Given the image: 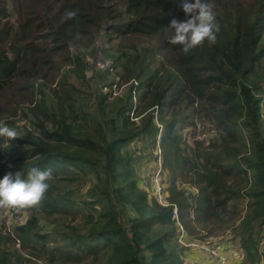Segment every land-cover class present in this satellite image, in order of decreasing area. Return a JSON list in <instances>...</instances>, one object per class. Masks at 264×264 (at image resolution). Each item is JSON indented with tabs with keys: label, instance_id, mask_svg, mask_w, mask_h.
<instances>
[{
	"label": "trees",
	"instance_id": "1",
	"mask_svg": "<svg viewBox=\"0 0 264 264\" xmlns=\"http://www.w3.org/2000/svg\"><path fill=\"white\" fill-rule=\"evenodd\" d=\"M212 2L216 41L185 51L167 39L170 19L185 18L181 0H0V118L25 120L20 136H0V175L53 172L24 222L0 213V264H183L174 205L189 238L231 229L244 262L258 264L264 0ZM100 38L112 70L88 59ZM195 118L214 133L188 141ZM160 126L168 205L128 148Z\"/></svg>",
	"mask_w": 264,
	"mask_h": 264
},
{
	"label": "clouds",
	"instance_id": "2",
	"mask_svg": "<svg viewBox=\"0 0 264 264\" xmlns=\"http://www.w3.org/2000/svg\"><path fill=\"white\" fill-rule=\"evenodd\" d=\"M185 18L173 16L168 22L171 32L167 39L182 45L187 51L207 40L212 43L217 39L220 25L212 0H181ZM74 16L75 11H69ZM104 61L103 58L97 60ZM99 66V63H98ZM133 112V111H132ZM0 136L10 140L20 136L16 127L0 123ZM53 175L52 169L31 166L26 176L19 171H8L0 175V206H25L37 204L49 187Z\"/></svg>",
	"mask_w": 264,
	"mask_h": 264
},
{
	"label": "built area",
	"instance_id": "3",
	"mask_svg": "<svg viewBox=\"0 0 264 264\" xmlns=\"http://www.w3.org/2000/svg\"><path fill=\"white\" fill-rule=\"evenodd\" d=\"M99 66L105 69H111L110 61H101ZM137 84V80H134ZM114 92L117 93V84H114ZM135 94V90H134ZM133 114V112H132ZM154 163L151 165V176L148 178H142L144 181V187L152 189V194H154L159 202L163 205L170 204L168 199L167 181L164 173V159L162 157V152L154 150ZM12 214H9V219L15 216L18 223L24 222L27 218V214H24V210L21 206H11ZM173 218L176 219V224L178 226V242L181 246L185 247L183 264H228L231 260L235 262L241 261L244 258V252L240 245L237 247L231 242L217 241V240H202L199 238L191 239L189 238L185 227L179 219L178 207L174 205ZM8 220V218H7ZM188 248H191V252H187ZM259 251L262 256L258 264H264V226L261 230V237L259 242Z\"/></svg>",
	"mask_w": 264,
	"mask_h": 264
},
{
	"label": "rangeland",
	"instance_id": "4",
	"mask_svg": "<svg viewBox=\"0 0 264 264\" xmlns=\"http://www.w3.org/2000/svg\"><path fill=\"white\" fill-rule=\"evenodd\" d=\"M103 41H105L104 38H100L99 41L96 43V50L94 52V55H89L90 50L88 51V59L89 60L92 59L94 62H96L97 66L99 63L97 60L102 58V55H101L102 53H101L99 48L102 46ZM103 75L105 77L109 76L108 73H106V71L103 72ZM99 86H101V84H99ZM107 88H109V87H106V86L103 87L104 90H108ZM120 93H117V94H120ZM5 110H6L5 114H7V106H5ZM20 110H21V108L19 109V111ZM19 111L15 115L14 118H19ZM155 120H156V118H155ZM195 120L197 121L198 119L195 118ZM24 121L25 120H22V121L20 120L16 123L15 126L12 125L13 127L17 128L18 133L20 131H22L21 126L24 124ZM3 122L6 123L7 120L5 118H0V123H3ZM188 127H189L188 131H184V136L187 138L188 141H193L194 139H200L201 136L204 134L205 135H211L214 133L213 130H208L209 123L201 122L199 120V121H197V131H195L196 132L195 133L196 138H193L192 132L189 134V131L194 129L195 126L190 125ZM161 133H162V127L160 126V130H159L155 140H153V138L151 136H149L148 134L143 133L138 138L133 140L132 143L128 144V148L132 149L135 152V154L138 155L136 165H137V172L140 174L141 178H148L152 174L150 168H151V165L154 163V158H155L154 150L155 149L158 152H159V150H161L162 157L164 159V148L160 142ZM8 143L9 142L4 143V146L5 145L7 146ZM12 166H13V164L10 161H8L7 166H6V170H10L11 168H13ZM164 169L165 170L163 172L164 173L163 175L166 178L167 186H168L169 185V170L166 166L164 167ZM141 183L144 185V181H142ZM61 186H63V184H61ZM64 186H66V185H64ZM191 186L192 185L187 184L186 188L188 190H190L189 188H191ZM193 189H195V188L193 187ZM148 190L150 191V193L152 192V189L150 187ZM246 204H247L246 199L239 200V206H240L242 214L245 211ZM0 213H1V219L3 221L5 220L4 222H6V224L10 225V227L13 226L14 224L18 223V220L15 219L14 215H13V218L9 219V214H12L11 206H1ZM25 213H26V211L24 212V214ZM7 218H8V220H7ZM204 231H206V230H203L202 233H206ZM191 239H194V238H191ZM203 240H212V241L217 240V241L231 242L236 247L238 245H240L238 238L235 236L233 230H231V229L223 230V229L217 228L214 230V232L207 239H203ZM187 250H188L187 252H191L192 249L188 248ZM261 258H262V256H261ZM261 258H260V260H261ZM236 260L237 259H235V261ZM235 261L231 260L228 264H246L243 259L241 261H238V262H235Z\"/></svg>",
	"mask_w": 264,
	"mask_h": 264
}]
</instances>
